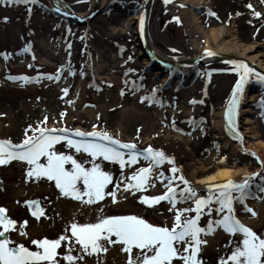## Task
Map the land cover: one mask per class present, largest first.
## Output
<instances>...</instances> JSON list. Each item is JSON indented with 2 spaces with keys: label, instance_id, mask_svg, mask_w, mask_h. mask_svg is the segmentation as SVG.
I'll use <instances>...</instances> for the list:
<instances>
[{
  "label": "rangeland",
  "instance_id": "1",
  "mask_svg": "<svg viewBox=\"0 0 264 264\" xmlns=\"http://www.w3.org/2000/svg\"><path fill=\"white\" fill-rule=\"evenodd\" d=\"M64 1L77 13L84 14L92 4V0ZM142 1L104 0L100 13L86 25H79L58 16L47 0L27 4L23 0L18 3L0 0V53L10 54L8 59L0 55V140L21 144L41 127L70 132L78 129L86 133L95 130L107 132L122 143L135 144L140 150L151 146L172 158L171 163L165 160L154 167L150 185L138 191H125L126 178L148 167L149 161L141 156L136 163L122 169L119 162L96 157L95 162L114 177L105 191L116 192V202L106 194L103 200L92 205L64 196L55 182L46 177L29 176L28 171L33 166L26 161L13 159L0 164V207L6 209L8 218L16 221L4 239L15 242L16 246L23 244L31 251H42L31 241L53 240L66 235L69 239L61 241L57 249L58 264H69L64 259L68 254L83 257L73 264H103L111 248L121 245L119 242L106 243L107 251L88 255L72 237V222L94 223L100 215L135 214L153 225L171 228L175 211L194 209V202L178 200L173 208L168 200H162L149 207L141 198L162 195L173 175H182L197 191L198 197L206 198L209 187L228 181L212 185L197 181L217 167L246 169L247 177L232 179L236 182L249 179L248 195L243 202L233 201V214L264 238V147L256 152L246 144L248 149L244 146L243 152L248 160L238 159L230 147H223L215 127L217 115L225 113L240 78L234 71L236 63L180 66L163 69L156 75L158 66L142 64L147 56L135 37L139 17L136 10ZM257 12L261 15L256 16ZM189 16L196 18L194 22ZM218 25L230 28L243 46H252L247 54H256L264 64V0H193L188 3L185 0H154L147 27L156 49L167 57L185 59L199 56L205 49L198 26L206 30ZM25 48L29 50L24 51ZM42 59L51 64H44ZM69 66L74 74H70ZM209 70L213 72L207 77ZM166 73L171 78L163 83ZM49 74H59V79H49ZM99 74L101 78H97ZM10 76L32 79L25 82L10 79ZM154 88L158 102H142L141 98L151 96ZM253 93L260 95L249 100ZM262 98L264 84L257 82L253 75L245 84L235 116L240 129L250 135L246 139L253 143H264V106L259 103ZM242 108L248 112L240 114ZM224 121L226 128L229 124L225 117ZM54 147L72 155L85 167L92 166L93 158L88 153L76 152L74 147L62 142ZM41 162L45 163V158L42 157ZM173 167L178 170L175 174L171 171ZM116 182H119V189ZM172 184L178 190L184 187L178 179ZM79 186L83 190L82 183ZM29 200L39 201L44 213L39 219L28 211L26 202ZM65 207V215L53 218L54 212ZM216 207L219 205L213 204V209ZM77 212L84 216L75 219ZM183 215L194 217L196 213ZM218 218L213 210L211 215L207 212L201 215L198 223L206 227L209 220ZM0 231H4L3 226ZM113 239L117 238L113 236ZM201 239L206 241L198 254L202 264H220L221 259L232 264L227 258L242 244L243 236L217 227L211 235L201 234ZM134 251L140 252L139 249ZM113 262L122 263L120 257ZM113 262L109 264H115ZM173 264H183V261L176 257Z\"/></svg>",
  "mask_w": 264,
  "mask_h": 264
},
{
  "label": "snow or ice",
  "instance_id": "2",
  "mask_svg": "<svg viewBox=\"0 0 264 264\" xmlns=\"http://www.w3.org/2000/svg\"><path fill=\"white\" fill-rule=\"evenodd\" d=\"M9 2L18 3L21 0H9ZM23 2L25 4L35 3L36 0H23ZM248 7L252 8V5L249 4ZM255 15L260 16L261 14L257 12ZM143 19L141 17L142 24ZM28 50L24 49V51ZM0 55L8 59L10 54L0 53ZM206 55L213 56L215 53L206 50ZM29 66L31 67V65ZM68 70L70 74H74L70 66ZM234 71L239 74L240 78L236 81L225 111V118L232 126H234L236 110L240 105L245 84L253 75L257 82L264 84V74L256 72L254 68L249 67L243 61L236 64ZM9 78L25 82L32 79L27 76H10ZM48 78L59 79V74L56 76L49 74ZM67 91L64 89L65 93ZM156 92L157 89L154 88L151 96H144L141 101L158 102L155 100ZM259 103L264 106V98ZM46 120L47 117H45ZM55 132L61 134L56 135ZM71 135L68 129L52 130L41 127L34 130V134L24 139L21 144H13L10 140H0V164H6L13 159L26 161L28 165L33 166L28 171L29 176L35 175L37 179L46 177L49 181L55 182L56 187L64 196H71L82 203L92 205L103 200L106 194L111 195L113 202H116V192L106 193L105 191L108 185L114 182V177L95 162L96 157H103L106 161L119 162L122 169L128 164L136 163L141 155L149 161L148 167L140 168L130 179L126 178L125 191L142 190L146 185H150L154 167H158L165 160L172 162V158L167 157L162 150H154L149 146L147 149L138 151L135 144L122 143L113 139L107 132L94 130L86 133L77 129L75 135L84 138L79 140L72 139ZM88 137L99 139H87ZM61 140L67 141V145L70 148L74 147L76 152L88 153L93 158L92 166L85 167L72 155L57 151L54 146ZM103 141H107V143ZM120 149L128 150L127 160H125V153ZM42 157L45 158V163L41 162ZM69 164L71 167H66ZM171 171L175 174L178 170L173 167ZM175 179L180 180L184 187L179 190L174 187L172 181ZM81 183L83 190L79 186ZM116 186L119 189V182H116ZM165 187L167 190L162 195L142 197L141 202L152 207L162 200H168L173 208L178 200H189L195 204L194 209L176 210L171 228L153 225L135 214L100 215L94 223L72 222L70 225L72 237L81 246V250L88 255L101 250L107 251L106 243L116 244L119 242L123 246L122 251L129 254L127 264H173L176 257H179L183 264H202L198 254L201 250L200 246L206 241L201 239V234L211 235L217 227H222L227 233L233 235L240 233L243 236L242 244L236 246L227 258L232 264H264V238H261L252 228L241 223L233 214V201L243 202L245 196L248 195V178H245L243 182L230 179L223 185H213L209 187V195L206 198L198 197L197 191L182 175L179 177L173 175ZM233 193L238 195L234 196ZM84 197L87 199L85 200ZM27 203L35 205L38 209L32 213L37 219L44 214L39 207V201L33 200ZM213 204L219 205V207L213 209ZM213 210L219 215V218L209 220L206 227H201L198 223L201 215L205 212L211 215ZM246 210L252 211L251 209ZM169 211H173V209H169ZM192 211L196 213L194 217L183 215V213ZM15 224L16 221L6 216V209L0 207V226L4 228V231H0V237H3L9 231V227L15 226ZM65 231L67 232L68 229ZM113 236L117 239H113ZM65 239H69V237L61 235L58 239L53 240L47 238L32 240L31 243L37 245L42 251H31L23 244L16 246L13 241L6 238L0 239V264H58L57 249L60 247L61 241ZM133 249L140 250L135 257L132 255ZM69 253H71V249H69ZM64 259L69 264H73V261L83 259V257H74L68 254ZM220 264H226L225 260L221 259Z\"/></svg>",
  "mask_w": 264,
  "mask_h": 264
},
{
  "label": "bare ground",
  "instance_id": "3",
  "mask_svg": "<svg viewBox=\"0 0 264 264\" xmlns=\"http://www.w3.org/2000/svg\"><path fill=\"white\" fill-rule=\"evenodd\" d=\"M49 2V4L52 6V8H54L55 10L58 9V6L56 5L54 0H47ZM193 1V0H185L186 3ZM102 2H104V0H102ZM103 4V3H102ZM84 13H79V16L82 17L84 16ZM191 19L190 21H193L196 19L194 16H189ZM197 22V21H196ZM137 24H138V20H137ZM198 32L201 34L202 38H203V44L205 49L204 50H209L215 53H220V54H229V55H237V56H241L244 57L245 59H247L249 62H251L252 64H254L256 67H258L259 69L264 71V64L262 59H259V57L256 54H247L248 52H250L249 50L251 49L252 46H243V44H241L240 42H238L235 38V36L232 33V30L230 28H228L225 25H218V26H212L209 27L206 30H203L200 26H198ZM146 31V30H145ZM146 36L148 38V42H149V32H146ZM227 36V37H225ZM151 46V43H150ZM151 49L154 50V52L159 55L161 58L163 59H167L168 61H177L179 59L177 58H169L167 56H165L163 53H161L158 49H156V47H154L153 45L150 47ZM146 54V53H145ZM147 58H144L142 61V64L144 66H148L149 65H154V66H158L155 68V73L156 75H160L163 72V69H167L166 67L157 65L156 63H154L151 60V57H149L146 54ZM214 56L209 57L206 56L203 58V62H209L207 60H213ZM42 61L44 62V64H48L50 65L51 62L48 61L47 59H42ZM97 78H101L100 74L97 75ZM171 78V76L169 74H165L162 77V82L165 83L167 81H169V79ZM257 95H260L258 93L251 95V97L249 98V100H251L252 98L256 97ZM248 112V109L246 108H242L240 110V114L246 113ZM218 119L215 121V127L217 130V135L223 140V147H230L232 152L234 154H236L238 159H242V160H248L247 157H245L244 153V146L246 144H248L249 147H251L253 150H255L256 152H258L259 148H263L264 147V143L263 142H257V143H253L249 140L246 139V137L250 136L248 135V131L244 130L241 131L244 141L243 144L244 146L240 143V141L238 139H235V141L232 140L231 137V131L230 128L225 129L224 127V117H225V113H219L217 115ZM220 117V118H219ZM245 123L248 122V120L244 121ZM242 146V147H241ZM248 146L246 147L248 149ZM246 169L245 168H228V167H217L215 169V171L209 173L206 176H203L199 179H197V181L203 183V184H207V185H212L218 182H223L226 180H232V179H240V178H244L247 177L245 175L244 172ZM66 210L67 207L60 209L59 211H56L53 213V218H58L60 216H63L66 214ZM84 216V214L82 213H75L74 218L78 219L80 217ZM52 225V224H51ZM53 226V225H52ZM122 245H120L119 247H113L111 249V252L107 253L102 262L103 264H109L110 262H113L115 259L119 258L121 259V264H127L128 259H129V254L122 251ZM120 250L122 252V254H120ZM138 254V252L132 253L133 257H135V255ZM122 256H124V261L122 260ZM115 263V262H113ZM116 264V263H115Z\"/></svg>",
  "mask_w": 264,
  "mask_h": 264
},
{
  "label": "water",
  "instance_id": "4",
  "mask_svg": "<svg viewBox=\"0 0 264 264\" xmlns=\"http://www.w3.org/2000/svg\"><path fill=\"white\" fill-rule=\"evenodd\" d=\"M56 5L58 6V14L63 16L64 18L78 23L79 25H84L92 18H94L97 14L100 13V7L102 0H93L92 4L90 6V9L87 13H85L84 16L80 17L78 13L73 11L69 5L64 2L63 0H54ZM153 0H143V4L141 5V11L138 19V25H137V36L138 41L140 43L141 49L144 53H146L149 57H151V60L156 63L159 66H170V67H179V66H186V65H194V64H202L206 65L208 63H216V62H225V63H236L243 61L246 63L249 67L254 68L256 72L264 74V71L256 67L254 64L249 62L247 59L241 56H233V55H227V54H220L215 53L213 60H207L209 62H203V58L206 55V50L202 51L199 56L192 57V58H185V59H179L177 61H168L167 59L161 58L159 55H157L153 49L150 47V40L148 42V38L146 36V32H148V18L150 15L151 7H152ZM141 17H143V24L141 23ZM146 30V31H145ZM208 56V55H206ZM212 57V56H209ZM33 201V200H32ZM36 201V200H35ZM28 208L31 211H38L35 205H29L26 203Z\"/></svg>",
  "mask_w": 264,
  "mask_h": 264
}]
</instances>
